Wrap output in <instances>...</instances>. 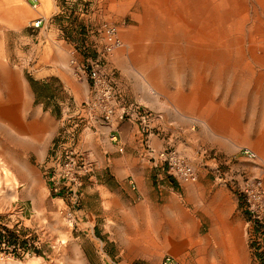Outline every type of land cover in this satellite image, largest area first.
Wrapping results in <instances>:
<instances>
[{
    "label": "rangeland",
    "instance_id": "rangeland-1",
    "mask_svg": "<svg viewBox=\"0 0 264 264\" xmlns=\"http://www.w3.org/2000/svg\"><path fill=\"white\" fill-rule=\"evenodd\" d=\"M92 61L118 100L163 114L164 137L197 179L204 167L225 184L211 150L231 158L229 173L264 180V0H0V264H161L165 255L264 264L256 250H264V222L249 221L239 199L240 232L202 247L169 237V222L154 235L140 219L132 174L117 182L78 144L95 121ZM59 143L92 163L77 186L60 176L53 183ZM246 146L255 159L240 155Z\"/></svg>",
    "mask_w": 264,
    "mask_h": 264
},
{
    "label": "crops",
    "instance_id": "crops-1",
    "mask_svg": "<svg viewBox=\"0 0 264 264\" xmlns=\"http://www.w3.org/2000/svg\"><path fill=\"white\" fill-rule=\"evenodd\" d=\"M90 89L89 84V93ZM88 123L79 134L78 144L88 148L90 154H95L99 159L97 168H108L117 182L126 184L132 174L129 182L132 180L137 186L140 219L148 223L154 233L159 231V222H169V237L191 239L202 247L211 237L227 238L235 231L240 232L238 198L227 185L213 180L206 168H198L195 182L177 181L153 167L149 156L143 152L142 137L135 125L127 121L118 124L117 132L126 148L125 152L120 153L111 138L115 126L111 127L100 120H90ZM166 140V137L156 134L149 135L150 144L156 148H161ZM52 178H55L54 184L61 183L58 175ZM150 223H154V226ZM146 229L150 230L148 227ZM183 243L179 242L181 246ZM223 252L230 263L232 251Z\"/></svg>",
    "mask_w": 264,
    "mask_h": 264
},
{
    "label": "built area",
    "instance_id": "built-area-1",
    "mask_svg": "<svg viewBox=\"0 0 264 264\" xmlns=\"http://www.w3.org/2000/svg\"><path fill=\"white\" fill-rule=\"evenodd\" d=\"M40 20L36 21L38 25ZM110 44L107 49H111V45L117 44L109 34ZM89 78L92 80V96L88 104L90 112L94 113L95 121H103L112 128L113 141L119 143L120 138L117 132V126L122 121L136 122L142 135L143 152L149 156L153 167L161 169V171L184 182H192L197 179V172L189 159L184 156L177 147L171 143V138L163 143L161 148L153 147L149 141L150 134H156L160 137L165 136V121L161 112L142 107L139 104H126L118 100V91L113 83L102 73V69L97 62L92 61L88 65ZM87 67H83L85 71ZM170 137V136H169ZM123 150V146L118 148ZM213 154L214 159L218 162L214 167L217 178L223 179L237 196L244 210L247 212L249 221L262 223L264 222V180L258 176H246L241 171L229 173L228 165L231 158L220 157L216 151H209ZM242 157L247 159H255L257 154L250 147H242L239 151ZM53 163H57L60 170L54 175L65 178L72 186L80 184V178L85 172L91 171V161L87 159L84 153L76 147L68 146L65 143H59L54 156L51 157ZM220 165L225 169H220ZM52 176V175H51ZM132 182V181H131ZM4 244V243H3ZM1 255V252H0ZM161 264H182L171 255H165Z\"/></svg>",
    "mask_w": 264,
    "mask_h": 264
},
{
    "label": "trees",
    "instance_id": "trees-1",
    "mask_svg": "<svg viewBox=\"0 0 264 264\" xmlns=\"http://www.w3.org/2000/svg\"><path fill=\"white\" fill-rule=\"evenodd\" d=\"M259 224H262V223H258V222H255V225L258 227V228H260L261 227V225H259ZM10 240L9 239V236L8 237H5V240ZM257 254L259 255V257H260V259L262 260V261H264V250H260V247H258L257 246Z\"/></svg>",
    "mask_w": 264,
    "mask_h": 264
},
{
    "label": "bare ground",
    "instance_id": "bare-ground-1",
    "mask_svg": "<svg viewBox=\"0 0 264 264\" xmlns=\"http://www.w3.org/2000/svg\"><path fill=\"white\" fill-rule=\"evenodd\" d=\"M2 163V162H1ZM0 163V164H1ZM5 167V166H4ZM2 165H0V179L2 178V174H4L5 173V169L6 168H4ZM11 172V171H10ZM3 180V179H2ZM1 184H2V181H1V183H0V187H1ZM1 190V189H0ZM5 192V191H4ZM35 261V260H34ZM27 264H35L34 262H33V260L32 261H29V263H27Z\"/></svg>",
    "mask_w": 264,
    "mask_h": 264
}]
</instances>
